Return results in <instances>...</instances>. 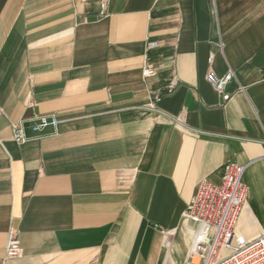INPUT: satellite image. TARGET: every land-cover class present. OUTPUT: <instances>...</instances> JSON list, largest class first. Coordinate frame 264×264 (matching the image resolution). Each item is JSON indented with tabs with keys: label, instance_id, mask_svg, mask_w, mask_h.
I'll list each match as a JSON object with an SVG mask.
<instances>
[{
	"label": "crops",
	"instance_id": "obj_1",
	"mask_svg": "<svg viewBox=\"0 0 264 264\" xmlns=\"http://www.w3.org/2000/svg\"><path fill=\"white\" fill-rule=\"evenodd\" d=\"M102 1L0 0V264H183L226 164L247 168L238 234H263L264 1ZM35 116L58 130L13 142Z\"/></svg>",
	"mask_w": 264,
	"mask_h": 264
},
{
	"label": "built area",
	"instance_id": "obj_2",
	"mask_svg": "<svg viewBox=\"0 0 264 264\" xmlns=\"http://www.w3.org/2000/svg\"><path fill=\"white\" fill-rule=\"evenodd\" d=\"M264 1V0H260ZM107 2H101V15L106 13ZM150 44L149 48H155ZM156 75L155 69L147 66L144 77ZM234 75L228 72L213 85L225 101L231 96L225 93ZM27 124L36 137L44 136L49 129L58 130L60 120L54 116H35L12 125L13 142L25 144L30 141ZM221 184L202 181L189 204L184 221L196 227L191 239L187 259L183 264H264V233L247 239L237 232V225L247 200L248 187L244 181L246 167L226 164ZM6 259H19L23 250L17 232L8 231Z\"/></svg>",
	"mask_w": 264,
	"mask_h": 264
},
{
	"label": "bare ground",
	"instance_id": "obj_3",
	"mask_svg": "<svg viewBox=\"0 0 264 264\" xmlns=\"http://www.w3.org/2000/svg\"><path fill=\"white\" fill-rule=\"evenodd\" d=\"M248 195V194H247Z\"/></svg>",
	"mask_w": 264,
	"mask_h": 264
}]
</instances>
